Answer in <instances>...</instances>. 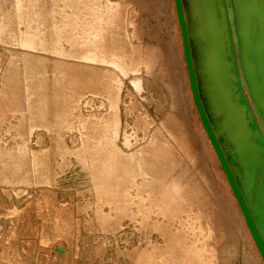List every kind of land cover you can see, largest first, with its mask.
Here are the masks:
<instances>
[{"label":"rangeland","instance_id":"1","mask_svg":"<svg viewBox=\"0 0 264 264\" xmlns=\"http://www.w3.org/2000/svg\"><path fill=\"white\" fill-rule=\"evenodd\" d=\"M17 1L25 9L21 19L16 15ZM35 1L32 7L33 0H0V37L4 41H0V91L4 90L2 98L9 106L22 110L19 113L16 110L12 113L7 107L0 110V264H225L230 257L232 261L226 264H256L255 256L247 251L243 255L238 246L236 250L234 245H220L221 242H217L219 228L218 232L212 229L217 224L215 215L223 212L228 204L236 211L238 227L242 221L232 194L224 190L227 185L230 193L212 151L208 152L207 166H210L208 171L212 169L210 172L215 176H212L216 178L215 182L210 181L209 174L199 166V153L208 150L209 142L202 138L195 120L196 109L191 105L189 118L194 123L191 134L194 133L192 138L195 140L191 136L186 139L185 135L190 132L183 121L184 108L176 101L177 96L174 98L173 88L168 87L173 84L172 74L183 81L186 72L182 59L178 57L176 63L181 64H177L178 76H174L171 70L175 59L164 47L165 41H171V34L158 0ZM48 14L51 16L47 19ZM33 33L38 34L43 45L41 49L23 47L25 38ZM55 35H61L58 42ZM178 36V33L172 34L177 43ZM94 44L105 45L106 53L115 50L116 53L107 55L102 64L90 62L82 57V51L86 45ZM117 54H121L123 60ZM111 57L120 59L124 69L116 70L119 67L110 62L107 64ZM136 59H140L138 63L142 67L139 69L137 61L134 62ZM129 60L133 65L137 64V69ZM90 74L93 76L91 81ZM134 78L141 88H136ZM28 92L33 95L29 99ZM30 104L33 105L31 109ZM111 120L115 124L109 128L119 127L120 131L113 139L115 158L119 157L121 150L133 153L137 162L144 159L149 162L148 169L151 167L152 141L158 138L160 142L164 138L162 143L168 141L164 153L173 148L174 152L171 155L173 150L168 151L171 156L167 157L173 158L168 160L173 164L168 162L165 165L167 159L161 164L165 168L171 167V176L175 172L178 177L175 173L173 177L186 185L182 208L177 207L172 218L164 216L161 209L164 207L156 204L164 180L143 173V167V171L137 167L139 174L134 183L128 184L124 196L98 187L101 181L95 178V174L100 162L98 157L91 160L90 151L92 146L99 144V139H104L106 126ZM21 141V146L29 151L24 166L22 164L21 170H17L11 165H3L8 151L19 152ZM29 154L36 155L38 160L34 162ZM159 166L161 173L165 168ZM196 169H200L199 173ZM192 176H197V180ZM188 192L194 193L189 195ZM216 192L228 196H217ZM221 206H225L223 210ZM206 212L213 218L203 221ZM204 233L214 238L209 242L207 239L196 240L197 234L204 237ZM221 255L227 258L225 263L216 260L221 259ZM249 256H254L253 260H248Z\"/></svg>","mask_w":264,"mask_h":264},{"label":"water","instance_id":"2","mask_svg":"<svg viewBox=\"0 0 264 264\" xmlns=\"http://www.w3.org/2000/svg\"><path fill=\"white\" fill-rule=\"evenodd\" d=\"M203 125L264 258V0H175Z\"/></svg>","mask_w":264,"mask_h":264},{"label":"bare ground","instance_id":"3","mask_svg":"<svg viewBox=\"0 0 264 264\" xmlns=\"http://www.w3.org/2000/svg\"><path fill=\"white\" fill-rule=\"evenodd\" d=\"M18 3L17 4H15L16 5V15H17V17L19 18V19H21L22 17H23V9H24V7H23V4H21L20 3V1H17ZM158 2H159V5H160V8H161V13H162V15H163V19H164V21H165V23H166V25H167V27H169L168 28V33L169 34H171V41H165V44H166V46H164L165 47V49L168 51V54L171 56V58L174 60L175 59V61H174V64H173V62H172V65H173V68H171V70H173L174 71V76H175V74H177L178 72V65L177 64H179V63H176L178 60L176 59L177 57L179 58V59H182V62H183V65H184V69H185V72H186V77H185V79L183 80V81H181L180 79H179V77L176 79V76L175 77H173V74H172V78H173V84L171 85V83L168 85V87L170 86V88H173V90L172 91H174L175 92V96H174V98L177 96V99H176V101H178L179 102V104H181L182 106H183V108H184V111H183V115H184V122H185V125H186V127H187V131H189L190 132V134H191V132L193 131V127L192 126H194V123H192L191 122V119L189 118V108H190V105L193 107L194 106V108L196 109V113H197V115H196V123H197V127L200 129V132H201V134H202V138L203 139H207L208 140V144H207V146H208V150H206V149H203V151H201V153H199L200 155H201V158H200V161H199V166L200 167H203L204 169H205V172H207L208 174H209V178H210V181L211 180H214V182H215V179H213L215 176L214 175H212V176H214V177H212L211 176V172L210 171H208L209 169V167L207 166V164H209L208 162H207V158L209 157V154H208V152H210V151H212V153H213V156H214V158H215V160L218 162V164H219V168L222 170V172H223V174H224V177H225V180H226V182H227V184H228V186H229V188H230V193H229V189H228V187H227V185H226V188L224 189V190H226V193L227 194H232L231 196H232V198H233V201H234V203L236 204V207L238 208V211H239V213H240V218H241V221H242V224H240L239 225V227H238V224H237V215H236V211L235 210H233L234 209V207L233 206H231V205H227V203H225L228 207L227 208H225L224 209V211H225V213H224V211L223 212H221V213H217L216 215H215V217L217 218V224H215L214 225V227L212 228V226H213V224L215 223H213L212 224V226H211V228L213 229V230H215V231H217V229L219 228V239H217V242H218V240L221 242L220 243V245L222 244V246H232V245H234V247L233 248H235L236 246H238V248L240 249V251H241V253L244 255V254H246V251H247V253L248 254H253L254 256H255V260H256V264H264V258H263V256H262V254H261V252H260V250H259V248H258V246H257V243H256V241H255V239H254V237H253V235H252V233H251V230H250V228H249V226H248V224H247V222H246V219H245V216H244V214H243V212H242V210H241V207H240V205H239V202H238V200H237V198H236V196H235V194H234V191H233V189H232V187H231V184L229 183V180H228V178H227V175H226V173H225V171L223 170V167H222V164H221V161H220V159H219V156H218V154L216 153V151H215V149H214V146H213V144H212V142L210 141V139H209V136H208V133H207V131H206V129H205V127H204V125H203V122H202V120H201V117H200V114H199V111H198V108H197V106H196V104H195V100H194V97H193V93H192V89H191V85H190V79H189V73H188V69H187V64H186V60H185V54H184V45H183V38H182V32H181V26H180V22H179V18H178V13H177V6H176V2H175V0H158ZM35 4H36V1L35 0H33V2H32V7H34L35 6ZM120 4V3H119ZM117 6V5H116ZM115 8V7H114ZM113 9V8H112ZM117 10V9H116ZM24 11H25V9H24ZM115 11V10H114ZM111 12H113V10L111 11ZM116 12V11H115ZM50 13V12H49ZM114 13V12H113ZM96 14H97V12H96ZM115 14V13H114ZM15 15V16H16ZM49 16H51V14L49 15L48 14V16H47V19H48V17ZM98 16V15H97ZM105 16V15H104ZM24 17H25V15H24ZM96 17V16H95ZM95 17H94V19H95ZM101 17V16H100ZM16 18V17H15ZM26 18V17H25ZM97 18V17H96ZM18 19V21H20ZM24 19V18H23ZM22 19V20H23ZM16 20H17V18H16ZM48 21V20H47ZM66 21V20H65ZM92 21V20H91ZM99 21V20H98ZM101 21H103V20H101ZM23 22V21H22ZM93 22H95V21H93ZM18 23V22H17ZM20 23V22H19ZM19 23H18V25H19ZM4 24V23H3ZM23 24V23H22ZM89 24V23H88ZM20 25H21V23H20ZM65 25H68V22H65ZM91 25H93V24H91ZM88 26V25H87ZM90 26V25H89ZM3 30V29H2ZM174 32L177 34H179V36H178V43L177 42H175V40H174V38H172V34H174ZM24 35V32L23 33H21V36L20 37H22L23 35ZM28 36V35H27ZM56 36V35H55ZM60 37H61V35H58V36H56L55 38H56V42H58V39H60ZM2 37H0V41H3L2 39H1ZM26 40H24V43H23V47H30V48H42V42H40L39 41V38H38V34H31L30 36H28V38H25ZM4 42V41H3ZM126 42V41H125ZM124 42V43H125ZM95 43V42H94ZM88 44V43H87ZM90 44H92V43H90ZM128 44V43H127ZM124 45H126V43L124 44ZM95 46V47H94ZM94 46L93 45H86V47H85V49H83L84 51H82L83 53H82V57L83 58H85V59H87V60H89L90 62L92 61V62H101V64H102V61H103V63H104V61H106V59H107V55L108 56H110L109 54L110 53H112V52H114V53H116L115 51H112V52H110V53H106V50H105V48H104V46H97V45H95L94 44ZM107 46V45H106ZM121 46V45H120ZM123 46V45H122ZM109 48H110V45L108 46ZM124 47V46H123ZM111 49V48H110ZM122 49V48H121ZM130 49H131V47H130ZM135 49V48H134ZM156 49V48H155ZM107 50H109V49H107ZM157 50V49H156ZM57 51V50H56ZM139 51H140V49H139ZM138 50H137V52H139ZM146 51V50H145ZM150 51H152V50H150ZM177 51H178V54H177ZM114 53H112V54H114ZM135 53H136V51H135ZM156 53V52H155ZM124 54V53H123ZM133 55H135L134 54V52L132 53ZM142 54V53H141ZM145 54V53H144ZM160 54V53H159ZM136 55H138V54H136ZM168 55V56H169ZM113 56V55H112ZM117 57H121L122 58V60H123V56H121V54L118 56V54L116 55ZM125 56H127L126 54H125ZM139 56V55H138ZM150 56H151V54H150ZM149 56V57H150ZM156 56V55H155ZM129 57H131V55L129 56ZM137 57V56H136ZM141 57V56H140ZM109 58V57H108ZM112 58V57H111ZM108 59L107 61H108V63L107 64H109V62L111 63V64H113V65H115V66H117V67H119V68H116V70H119V69H121V70H123L124 69V67L125 66H123L124 64H122V62H121V60L119 59V60H116V59ZM114 58H116V57H114ZM139 58V57H138ZM137 58V59H138ZM124 59H126V58H124ZM137 59L136 60H134V62L135 61H137ZM154 59V58H153ZM168 59H169V57H168ZM43 60V59H42ZM127 60V59H126ZM130 60H132L131 58H130ZM130 60H129V62H130ZM140 60V59H139ZM138 60V61H139ZM155 60V59H154ZM177 60V61H176ZM138 61H137V64L139 65V67H137V64L136 63H134V65L132 64V61L130 62L134 67H135V64H136V67L139 69V68H141L142 66H140V64L138 63ZM145 61V60H144ZM144 61H142L145 65H146V63L148 64V62H144ZM149 62H150V60H148ZM168 61H170V60H168ZM126 62V61H125ZM125 62H123V63H125ZM128 62V63H129ZM141 62V61H140ZM171 62V61H170ZM170 62H168V63H170ZM40 63V62H39ZM167 63V64H168ZM100 64V63H99ZM143 64V65H144ZM126 65H127V63H126ZM150 65V64H149ZM172 65L170 66V67H172ZM179 65H181V64H179ZM115 66H114V69H115ZM151 66V65H150ZM113 67V66H112ZM133 67V68H134ZM135 67V68H136ZM149 67V66H148ZM152 67V66H151ZM128 68V67H127ZM132 68V70H135V68L133 69ZM136 68V69H137ZM163 68V67H162ZM96 69V68H95ZM153 69V68H152ZM151 69V70H152ZM92 70H94V69H92ZM104 70V69H103ZM110 70V69H109ZM108 70V71H109ZM125 70H126V68H125ZM128 70V69H127ZM149 70H150V67H149ZM181 70V69H180ZM138 71H141V70H138ZM147 71H148V69H147ZM162 71V70H161ZM170 71V70H169ZM127 72V71H126ZM129 72H130V68H129ZM149 72H151V71H149ZM148 72V73H149ZM155 72V71H154ZM153 72V73H154ZM177 72V73H176ZM180 72V71H179ZM105 73V72H104ZM103 72H102V74H104ZM115 73H117L116 71H115ZM131 73H133V72H131ZM137 73V72H136ZM136 73H134V74H136ZM152 73V74H153ZM114 74V73H113ZM133 74V75H134ZM151 74V75H152ZM182 74V73H181ZM170 75V74H169ZM115 76H116V74H115ZM115 76H112V78L113 77H115ZM125 76H127V74L125 75ZM124 76V77H125ZM167 76V75H166ZM177 76H178V74H177ZM89 81H91L92 80V78H93V76H92V74H90L89 76ZM111 77V76H110ZM128 77V76H127ZM137 77V76H136ZM142 77V76H141ZM107 78V77H106ZM139 78H140V76H139ZM167 78V77H166ZM165 78V79H166ZM13 79V78H12ZM114 79V78H113ZM151 79H152V77H151ZM174 79H175V81H174ZM15 80H17V79H15ZM109 80H110V78H109ZM108 80V81H109ZM139 80V79H138ZM141 80V79H140ZM155 80V79H154ZM164 80V79H163ZM166 81V80H165ZM168 81H170V80H167V82ZM14 81H12V83H13ZM112 82H114V80L112 81ZM130 82H131V80H130ZM140 82V81H139ZM148 82V81H147ZM153 82V81H152ZM8 83V82H7ZM116 83V82H115ZM133 83L135 84V86H136V88H141L140 87V84L137 82V79L136 78H134V80H133ZM10 84H11V82H10ZM10 84H8V85H10ZM109 84H110V82H109ZM13 85H14V83H13ZM116 85V84H115ZM166 85H167V83H166ZM4 87L5 86H7V85H3ZM101 86V85H100ZM114 85L112 84V86L111 87H113ZM142 86V85H141ZM172 86V87H171ZM9 87V86H8ZM10 87H11V85H10ZM10 87H9V89H10ZM98 87V86H97ZM134 87V86H133ZM152 87V86H151ZM155 87V86H154ZM12 88H13V86H12ZM101 88V87H100ZM3 89V88H2ZM1 90V89H0ZM6 90H7V87H6ZM158 90V89H157ZM4 91V90H3ZM3 91H0V110H1V108H5V107H7V108H9L8 109V111H10V112H12L13 113V111H15L16 110V113L18 112H20V111H22V110H20V111H17V107H12V106H9L3 99L4 98H2V92ZM10 91H12V90H10ZM10 91H8V92H10ZM154 91H156V90H154ZM7 92V93H8ZM173 92V93H174ZM4 93H6V91L4 92ZM15 92H13V94H14ZM173 93H170V94H173ZM4 95V94H3ZM8 95V94H7ZM11 95V94H10ZM16 96H17V94H16ZM33 95L30 93V92H28V94H27V98L29 99V98H31ZM13 97H15V96H13ZM42 97V96H41ZM118 97V96H117ZM6 98V97H5ZM10 98V97H9ZM172 98H173V96H172ZM15 99V98H14ZM7 100V99H6ZM31 100V99H30ZM11 101H12V99H11ZM172 101H173V99H172ZM175 101V100H174ZM29 102V101H28ZM178 102L177 103H175L176 105L178 104ZM173 104H174V102H172ZM69 104V103H68ZM28 105H29V103H28ZM36 106V105H35ZM68 106V105H67ZM176 107H178V105L176 106ZM29 108L31 109V108H33V105L32 104H30V106H29ZM192 110V109H191ZM190 110V111H191ZM180 112V111H179ZM15 113V112H14ZM44 113H45V111H44ZM176 113V112H175ZM193 113V112H192ZM3 115H5V112L3 111V113H2ZM179 114V113H178ZM180 115H182V114H180ZM182 115V116H183ZM177 116V115H176ZM21 117H22V115H21ZM113 117V116H112ZM109 119V118H108ZM110 119H112V118H110ZM182 120H180V121H182ZM192 120H193V118H192ZM194 120V121H195ZM116 121H118L119 122V120L117 119ZM195 123V124H196ZM113 125L114 126V124H115V121H113V120H111L109 123H108V125L106 126V135H105V137H104V139H99V141H98V143L99 144H95L94 146H92V148H91V151H90V158H91V160L92 159H95V157H98V159H99V162H100V166H99V168L96 170V174H95V178L96 179H99L100 181H101V184H100V186H98V187H102V188H104L106 191H109V192H112V193H114V195L115 194H117V195H126L127 194V186H128V184H130V183H134V181H135V179H136V177H137V175L139 174V171H143V170H141V168L142 169H144L145 168V171L143 172V173H146V174H151V177L152 178H154V179H162V180H164V182H163V184H162V186H163V189H162V191H161V194H160V196H159V198L158 199H156L157 201V205L159 206V207H164V208H161L162 210H163V213H164V216H166V215H168V217L170 218H172L173 217V215H174V212H175V209L177 208V207H181L182 208V205H181V203H183L182 202V200L184 199V191H185V188H184V186L186 185V184H184V183H180V180H178L176 177H173L174 176V173L175 172H172L173 173V175L171 176V172H170V168L169 167H167V168H165V167H163V165L161 164L162 162L161 161H164L165 162V159H167V157H170L171 155H172V153L174 152V150H173V148H172V146H171V148L172 149H170V150H168V151H170L171 152V155L169 154V152L167 151V153H168V155H166L167 153L165 152L164 153V150L166 151V148L165 147H167L166 146V143L168 142V141H165L166 143H162V142H164V138L162 137V135H161V137L163 138V141H161L160 142V140H159V138H158V140H154V141H152L151 142V146H152V149H151V155H152V159H151V169L150 168H148V169H146V166H148L149 164V162H147V161H145V159L144 160H141L140 162H137L136 160H137V158H135V154H133V153H125L123 150H121L120 151V154H118V156L119 157H117V158H115V156H114V154H113V151H115L114 149H113V144L115 143V141L113 140L114 139V137H117L118 135H119V133H120V131H119V127H117L116 129H114L113 130V126H111V129L109 128V126L110 125ZM182 124V123H181ZM184 125V126H185ZM155 126V125H154ZM180 126V125H179ZM196 126V125H195ZM156 127V126H155ZM181 127V126H180ZM179 127V129H181ZM182 128H183V126H182ZM184 129V128H183ZM155 130H156V128H155ZM178 130V129H177ZM163 131V130H162ZM165 131L166 130H164V133H165ZM167 131H168V129H167ZM166 131V132H167ZM181 131V130H180ZM154 132V131H153ZM158 132V131H157ZM174 132H176V130L174 131ZM174 132H173V134H174ZM179 132V131H178ZM175 133L174 135H176V134H179V133ZM156 133V132H155ZM159 134V133H158ZM186 134H187V132H186ZM190 134H187V135H185L186 136V139H187V136H191V139H193L194 137H195V135H194V133H192L193 135H194V137L192 138V134L190 135ZM152 135H154V134H152ZM170 135L172 136V134L170 133ZM180 135V134H179ZM19 136V135H18ZM169 136V135H168ZM177 136V135H176ZM182 136H184V135H182ZM22 138V137H21ZM20 138V139H21ZM155 138H157V137H155ZM173 138H175L174 136H173ZM197 139V141L199 140L198 138H196ZM202 139V140H203ZM194 140H195V138H194ZM193 140V141H194ZM185 140H183V142H184ZM187 141H189V139L187 140ZM186 142V141H185ZM184 142V143H185ZM199 142V141H198ZM20 143V144H19ZM18 144H19V152L18 153H13V152H9L8 151V153L6 154V157H5V155H4V157H5V161H4V163H3V165L4 164H6V165H11V166H13V167H15L17 170H21V168H22V164H23V162H24V159H25V157H26V154H27V152H29V151H27L25 148H24V145H22L21 146V144H22V141L21 142H19ZM24 144L26 143V142H23ZM183 143V144H184ZM168 144V143H167ZM177 144V143H176ZM179 144V143H178ZM182 144V145H183ZM188 144H189V142H188ZM192 145H193V142L191 143ZM116 145V144H115ZM198 145V144H197ZM196 145V146H197ZM26 146V145H25ZM184 146V145H183ZM17 147V146H16ZM169 147H170V145H169ZM169 147L167 148V149H169ZM175 147V146H174ZM177 147L179 148V146L177 145ZM185 147V146H184ZM18 148V147H17ZM189 148H191V147H189ZM188 148V149H189ZM192 149V148H191ZM194 149V148H193ZM192 149V150H193ZM202 149V148H201ZM12 150V149H11ZM176 150H178V149H176ZM180 150V149H179ZM183 150V149H182ZM184 150H185V148H184ZM117 151V150H116ZM197 151H199L198 149H197ZM199 151V152H200ZM176 152V151H175ZM177 153H180V152H177ZM176 153V154H177ZM190 153V152H189ZM0 154H2V152L0 153ZM182 154V153H181ZM196 154H198V153H196ZM198 154V156H200ZM177 155H179V154H177ZM28 156H31L30 154L28 155ZM28 156H27V158H28ZM185 156V155H184ZM197 156V157H198ZM2 157H3V155H2ZM31 157H33V161L34 162H36L37 160H38V158H37V156L36 155H33V156H31ZM177 157V156H176ZM182 157V156H181ZM181 157H180V159H181ZM30 158V157H29ZM192 159H193V157H191ZM195 158H196V156H195ZM173 159V158H172ZM172 159H167V162L165 163V165H167V163L169 162L168 160H172ZM176 159V158H175ZM174 159V160H175ZM197 159V158H196ZM1 160V159H0ZM139 160V159H138ZM177 161H178V159H176ZM211 160V159H210ZM176 161V162H177ZM159 163L161 164V166L163 167V168H165V169H162V171H161V173L159 172V170H161V169H158V166H159ZM170 163H172L173 164V161H171V162H169V164ZM193 163V162H192ZM138 164V165H137ZM171 164V165H172ZM181 164V163H180ZM196 164V162L194 163V165ZM187 165H188V163H187ZM23 166H24V164H23ZM139 166V171H138V169H137V167ZM177 166V165H176ZM186 166V165H185ZM198 166V167H199ZM160 167V166H159ZM162 167H160V168H162ZM173 167V166H172ZM180 167V166H179ZM196 167V166H195ZM202 169V168H201ZM192 170V169H191ZM199 171H200V169H198ZM199 171H197V169H196V172H198L199 173ZM186 172V171H185ZM188 172H189V169H188ZM204 172V173H205ZM192 173H195L194 171L192 172ZM176 174V173H175ZM181 174H182V172H181ZM188 175H189V173H187ZM191 174V173H190ZM215 174H216V172H215ZM178 174H176V176H177ZM194 175V174H193ZM197 175V174H196ZM200 174H198V176H199ZM203 175V174H202ZM181 176V175H180ZM183 176H185V178L187 177V175L185 174V175H183ZM178 177V176H177ZM189 177V176H188ZM193 178L195 177H197V176H192ZM203 177V176H202ZM200 178V177H199ZM188 179H190V178H188ZM192 179V178H191ZM207 179V178H206ZM196 180H197V178H196ZM204 180H205V177H204ZM208 180V179H207ZM189 181H191V180H189ZM188 181V182H189ZM203 181V180H202ZM209 181V182H210ZM218 181H219V179H218ZM217 181V182H218ZM195 182V180H193V183ZM213 182V181H212ZM213 182V183H214ZM187 183V182H186ZM191 183V182H190ZM198 183H199V181H198ZM203 183V182H202ZM205 183V182H204ZM219 183V182H218ZM225 183V182H224ZM184 184V185H183ZM210 184H211V182H210ZM216 183H214V185H215ZM192 185V184H191ZM200 185V184H199ZM198 186V185H197ZM201 186L202 185H200V188H201ZM219 186V185H218ZM208 187H209V184H208ZM207 187V188H208ZM217 188V187H216ZM215 187H214V189H216ZM100 189V188H99ZM196 189H198V188H196ZM209 189V188H208ZM208 189H207V191H208ZM218 189V188H217ZM186 190H188V189H186ZM191 190H192V188H191ZM190 190V191H191ZM194 190V189H193ZM201 190V189H200ZM219 190V189H218ZM202 191V190H201ZM207 191H205L206 193H207ZM108 192V193H109ZM196 192V191H195ZM215 192V191H214ZM192 193H194V192H192ZM192 193H189L188 192V194L190 195V194H192ZM199 193V192H198ZM203 193V192H202ZM224 193V192H223ZM185 194H186V196H188L187 195V193L185 192ZM197 194V193H196ZM212 194V193H211ZM226 194V195H227ZM198 195V194H197ZM213 195V194H212ZM216 195L218 196H223V194H219V193H217L216 192ZM202 196V195H201ZM210 196V195H209ZM228 196V195H227ZM227 196H223V197H227ZM222 197V198H223ZM190 198V197H189ZM204 198H206V197H204ZM217 198V197H216ZM215 198V199H216ZM221 198V203H222V205H224L223 204V199H225V198H223L222 199ZM198 199V198H197ZM201 199V198H200ZM209 199V198H208ZM211 199V198H210ZM215 199H213V200H215ZM123 201V200H122ZM131 201V200H130ZM201 201V200H200ZM203 201V200H202ZM217 201V200H216ZM218 201H219V198H218ZM217 201V202H218ZM231 201V200H230ZM212 202H214V201H212ZM211 202V203H212ZM225 202V201H224ZM201 203V202H200ZM205 203H206V200H205ZM215 203V202H214ZM118 204V203H117ZM210 204V203H209ZM220 204V202H218V205ZM211 205V204H210ZM214 206H215V204H213ZM225 205V206H226ZM225 206H223V207H225ZM230 206L232 207V209L230 208ZM201 207V206H200ZM207 207V206H206ZM217 207V206H216ZM223 207L221 206L220 208H222V210H223ZM211 208V207H210ZM217 208H219V207H217ZM217 208H215L216 210H217ZM185 209V208H184ZM207 209H209V208H207ZM212 209V208H211ZM214 209V208H213ZM120 210H122V209H120ZM179 210V209H178ZM210 210V209H209ZM205 211V210H204ZM206 211H208V210H206ZM214 210H212L211 211V213L213 212ZM219 211H221V210H219ZM210 212V211H209ZM204 214V213H203ZM202 214V215H203ZM212 214H214V213H212ZM205 218H206V220H208L209 218L211 219V218H213V216H211V215H209V214H207V212L205 213V217H204V220L203 221H205ZM202 220V219H201ZM201 222V221H200ZM207 222V221H206ZM194 223V222H193ZM204 223V222H203ZM224 224V225H221V224ZM229 223H230V226H229ZM239 223H240V220H239ZM198 224V223H197ZM202 227V226H201ZM206 227V226H205ZM197 229V228H196ZM209 229V228H208ZM206 230V229H205ZM205 230H204V232H205ZM211 230V229H210ZM211 231L212 233L214 232V231ZM175 231V230H174ZM218 232V231H217ZM207 233V232H206ZM196 234V233H195ZM208 234V233H207ZM211 234V233H210ZM186 235V234H185ZM198 235V237H196V240H197V238L198 239H207L208 240V242H209V239L210 238H214L213 236H211V235H206L205 233H204V237L203 236H201V235H199V234H197ZM202 235H203V233H202ZM216 238V237H215ZM194 239V238H193ZM195 240V241H196ZM210 241H211V239H210ZM214 241V240H213ZM207 242V241H206ZM215 242V241H214ZM214 242H213V244H214ZM212 243V242H211ZM207 245V244H206ZM206 245H205V247H206ZM208 245H210V244H208ZM212 246V245H211ZM215 246V245H214ZM222 246H220V247H222ZM198 248H199V245H198ZM204 248V247H203ZM208 249L210 248V247H207ZM214 248V247H213ZM225 248V247H224ZM228 248V247H227ZM174 249V248H173ZM200 249V248H199ZM216 249H219V247H217ZM215 249V250H216ZM221 249V248H220ZM230 249H232V247H230ZM236 249V248H235ZM211 250H212V248H211ZM223 250V249H222ZM237 250V249H236ZM209 251V250H208ZM214 251V250H213ZM228 252H229V250H227ZM232 251V250H231ZM228 252H227V254H228ZM216 253H217V251H216ZM226 253V252H225ZM222 254V253H221ZM230 254H231V252H230ZM209 255V254H208ZM213 255H214V253H213ZM164 256V255H163ZM167 256V255H166ZM169 256V255H168ZM190 256V255H189ZM253 256V257H254ZM176 257V256H175ZM174 257V258H175ZM182 257V256H181ZM223 256L221 255V259H216V260H221V262L222 263H225V261L227 260V258L225 257H223ZM253 257L252 256H249V258H248V260H253ZM203 258H204V256H203ZM208 258V257H207ZM210 258V257H209ZM213 258V257H212ZM206 259V258H205ZM194 260V259H193ZM204 260V259H203ZM232 261L231 260V257L230 258H228V261ZM152 261V260H151ZM173 261V260H172ZM183 261V260H182ZM192 261V260H191ZM195 261V260H194ZM200 261V260H199ZM210 261V260H209ZM227 261V262H228ZM205 262V261H204ZM203 262V263H204ZM217 262V261H216ZM220 262V261H219ZM226 262V263H227ZM225 263V264H226ZM188 264H190V263H188ZM213 264V263H212Z\"/></svg>","mask_w":264,"mask_h":264}]
</instances>
